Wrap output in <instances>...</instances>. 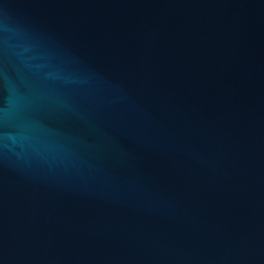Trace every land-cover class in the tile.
<instances>
[{
	"label": "water",
	"instance_id": "obj_1",
	"mask_svg": "<svg viewBox=\"0 0 264 264\" xmlns=\"http://www.w3.org/2000/svg\"><path fill=\"white\" fill-rule=\"evenodd\" d=\"M0 264H264V0H0Z\"/></svg>",
	"mask_w": 264,
	"mask_h": 264
}]
</instances>
